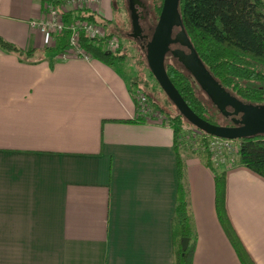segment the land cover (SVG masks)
I'll list each match as a JSON object with an SVG mask.
<instances>
[{
    "label": "crops",
    "instance_id": "0c3cea01",
    "mask_svg": "<svg viewBox=\"0 0 264 264\" xmlns=\"http://www.w3.org/2000/svg\"><path fill=\"white\" fill-rule=\"evenodd\" d=\"M46 1L0 0V38L31 53L0 49V264H173L178 159L193 264H240L210 170L175 149L167 126L133 122L120 72L63 59L57 39L29 28ZM111 1L95 0L92 12L113 21ZM220 169L228 219L252 262L264 264V179Z\"/></svg>",
    "mask_w": 264,
    "mask_h": 264
},
{
    "label": "trees",
    "instance_id": "16d2710c",
    "mask_svg": "<svg viewBox=\"0 0 264 264\" xmlns=\"http://www.w3.org/2000/svg\"><path fill=\"white\" fill-rule=\"evenodd\" d=\"M61 0H55L58 3ZM163 0H153V17L158 20ZM178 13L182 29L207 72L225 91L245 104L264 105V0H179ZM68 18H79L103 26L108 30L107 38L115 37L109 31L113 21L104 20L101 15L88 11L69 15ZM67 33L57 38V49L63 53L67 46ZM106 39L91 40L83 37L82 49L90 56L121 73L120 66L126 57L119 45L115 53L104 50ZM146 46L139 50L146 53ZM0 49L20 57H28L16 46L0 38ZM146 60V58H145ZM166 74L188 107L201 119L218 125L210 115L208 108L196 95V84L190 74L180 65L166 62ZM157 87L159 85L151 76ZM134 91L140 90V83H132ZM147 87L146 84H144ZM160 88V87H159ZM161 90V89H160ZM162 91V90H161ZM163 92V91H162ZM152 111L163 118V126L173 132L175 149L186 145V142L198 140V154L206 168L213 175L215 189V211L220 226L232 246L240 264H254L234 231L225 207L226 173L213 164V154L208 147V137L191 126L178 112L174 115L164 112L154 95L144 93ZM135 101V100H134ZM136 104L135 123H146V117L138 111ZM237 152L235 159L224 161L230 167H243L264 179V135L235 141ZM179 191L175 208L172 237L175 243L173 264H193L196 245V233L187 209V192L184 185V165L178 159ZM188 240L186 251L181 250V240Z\"/></svg>",
    "mask_w": 264,
    "mask_h": 264
},
{
    "label": "water",
    "instance_id": "95a60500",
    "mask_svg": "<svg viewBox=\"0 0 264 264\" xmlns=\"http://www.w3.org/2000/svg\"><path fill=\"white\" fill-rule=\"evenodd\" d=\"M128 2L131 13V36L136 39L140 36L141 29L134 6L140 4V0H128ZM178 2L179 0H163L156 27L146 46V63L160 89L178 113L191 126L208 137L238 141L264 135V105L254 106L242 103L214 81L186 38L178 13ZM174 28L179 31L172 38ZM171 43H177L188 51L186 54L182 50H175L171 55L190 74L194 83L207 95L216 110L225 116V107H230L233 109V112L226 115L234 117L239 114L242 115L240 121L232 120L234 126L226 127L210 124L199 118L184 102L171 84L165 70V58ZM187 247L188 240L182 239L181 250L184 252Z\"/></svg>",
    "mask_w": 264,
    "mask_h": 264
},
{
    "label": "rangeland",
    "instance_id": "374dc122",
    "mask_svg": "<svg viewBox=\"0 0 264 264\" xmlns=\"http://www.w3.org/2000/svg\"><path fill=\"white\" fill-rule=\"evenodd\" d=\"M112 15H113V25L109 28V31L114 33L115 37L119 39V45L122 48V53L125 55L126 59L121 64L120 70L121 74L126 81L128 87L132 88V83L138 81L140 83L141 93H147L154 95L158 102L159 107L166 113L171 115L176 114L178 111L172 105V103L167 99L166 95L157 87L154 80H151V72L147 66L145 60V52H141L139 47L141 45H147L153 35L154 29L156 27L157 21L153 17V0H140L145 6V9H138L140 19L139 25L142 33V38L134 39L132 38V25H131V13L129 11L128 0H112ZM108 32V30L106 29ZM178 29L175 30L174 35L178 33ZM178 47H174L177 49ZM173 49V48H172ZM167 63L179 66L180 64L176 59L172 57L171 54L167 55ZM181 66V65H180ZM182 67V66H181ZM183 68V67H182ZM147 85V87L144 86ZM135 89V88H132ZM135 94V91H134ZM145 95V94H144ZM196 95L201 100V102L208 108L211 116L215 118V122L219 126H225L228 124L229 120L224 118L219 114L213 104L210 102L207 95L196 85ZM185 152L187 154L195 155V157L201 159L198 154L199 143L198 140L194 142H186ZM235 154L232 153L230 156L217 157L213 164L217 168L226 166L222 164L224 161H232L235 159Z\"/></svg>",
    "mask_w": 264,
    "mask_h": 264
},
{
    "label": "built area",
    "instance_id": "2783aa9c",
    "mask_svg": "<svg viewBox=\"0 0 264 264\" xmlns=\"http://www.w3.org/2000/svg\"><path fill=\"white\" fill-rule=\"evenodd\" d=\"M94 3L95 0H61L58 3L48 0L44 2L40 16L29 22V28L54 41L67 33V46L62 53V58L90 61V56L81 47L82 38L106 39L107 31L101 25L84 19L68 18V16L86 11L93 13ZM103 48L108 53H115L119 48V39L117 37L106 39ZM134 100L138 105V112L146 117V123L162 125V116L152 111L143 93L135 92ZM208 147L213 154V161H216L214 159L217 157L230 156L237 152L235 141L211 138L208 141Z\"/></svg>",
    "mask_w": 264,
    "mask_h": 264
},
{
    "label": "flooded vegetation",
    "instance_id": "af4514ba",
    "mask_svg": "<svg viewBox=\"0 0 264 264\" xmlns=\"http://www.w3.org/2000/svg\"><path fill=\"white\" fill-rule=\"evenodd\" d=\"M139 7H140V9H145V6H144V4L142 3V2H140V4H136L135 6H134V9L136 10V15H137V17H138V21H140V19L141 18H143V16H141V17H139V15H138V9H139ZM175 28H174V30H173V32H172V38H174L175 37V35H174V32H175ZM143 36H142V33L140 34V36L138 37V38H136V39H140V38H142ZM174 47H178L177 49H174ZM173 48V49H172ZM175 50H182V51H184L186 54L188 53V51H186V49L185 48H183V47H181L179 44H177V43H171L170 45H169V48H168V52H167V55H169V54H171L173 51H175ZM166 55V56H167ZM219 112V111H218ZM224 112L226 113V114H229V113H232L233 112V109L232 108H230V107H225V110H224ZM219 114L221 115V116H223L224 118H226L227 120H229L228 122V124H226L225 126L226 127H232V126H234L233 124H232V120L233 119H235V120H237V121H240L241 120V117H242V115L241 114H239V115H237V116H229V115H226L225 114V116L222 114V113H220L219 112Z\"/></svg>",
    "mask_w": 264,
    "mask_h": 264
}]
</instances>
